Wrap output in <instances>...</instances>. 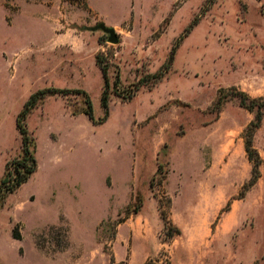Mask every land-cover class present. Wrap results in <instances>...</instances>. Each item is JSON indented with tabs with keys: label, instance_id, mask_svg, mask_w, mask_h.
Listing matches in <instances>:
<instances>
[{
	"label": "rangeland",
	"instance_id": "rangeland-1",
	"mask_svg": "<svg viewBox=\"0 0 264 264\" xmlns=\"http://www.w3.org/2000/svg\"><path fill=\"white\" fill-rule=\"evenodd\" d=\"M3 2L0 190L23 155L17 119L31 96L85 91L93 118L75 92L27 116L38 169L0 207V264H172L186 231L225 219L232 230L206 264H264V115L251 185L255 115L233 95L264 99V0ZM99 23L119 44L90 30Z\"/></svg>",
	"mask_w": 264,
	"mask_h": 264
},
{
	"label": "trees",
	"instance_id": "trees-1",
	"mask_svg": "<svg viewBox=\"0 0 264 264\" xmlns=\"http://www.w3.org/2000/svg\"><path fill=\"white\" fill-rule=\"evenodd\" d=\"M261 11L264 15V3L262 4ZM175 58V49L171 52L167 62L163 65L162 70L157 75V80L161 81L166 75H168L172 64ZM97 63L101 68V72L103 74L105 87L101 98V103L103 108L105 109V118L109 115V102H110V83L108 78V67L101 62L100 55L97 56ZM72 92L78 94H84L87 96V110L86 114L93 118V105L91 102L90 97L85 91L82 90H61V89H46L43 91H39L38 93L31 96L28 102L25 104L24 109L19 114L17 119V126L19 132L23 139V155L20 160H17L13 163L12 172H8L5 177L1 180V185L4 188L3 191L0 190V207L2 206L4 200L6 199L8 194H12L16 192L23 184H25L31 176L37 171L38 163L35 157L36 151V143L33 138H31L28 134L27 127L25 125V121L27 116L32 112V110L38 105V103L46 98V96H66ZM233 95L240 100V104L243 108L247 109L249 112L254 113L255 120L251 122L248 127L247 138L245 142L246 151L249 157V160L253 162V179L251 180L250 184L254 185L258 178V169L262 164V159L260 158L259 153L254 149L253 146V137L255 132L258 128H260L263 115H264V99L256 100L251 99L246 93L233 91ZM225 100V95L223 90L220 91V96L218 99V103L222 104ZM15 236V235H14ZM16 238L20 239L21 235L15 236Z\"/></svg>",
	"mask_w": 264,
	"mask_h": 264
},
{
	"label": "crops",
	"instance_id": "crops-1",
	"mask_svg": "<svg viewBox=\"0 0 264 264\" xmlns=\"http://www.w3.org/2000/svg\"><path fill=\"white\" fill-rule=\"evenodd\" d=\"M3 6L6 10L8 9L6 6V0H4ZM9 13L5 14L6 20ZM232 227L233 223H231V219L223 220L221 225L217 226L215 229L211 227L205 229L197 228L187 233L185 229L180 227L183 232L186 231V234L188 236L190 235L191 238L186 241H181L176 247L173 252L172 264H206L210 257L214 256V254H219V252L214 251L216 250L214 246L215 244L220 243V248H223L225 240L232 230ZM208 247H210V250L207 249ZM148 248L149 252L147 253L146 258L150 256V252H153L152 246H149Z\"/></svg>",
	"mask_w": 264,
	"mask_h": 264
},
{
	"label": "water",
	"instance_id": "water-1",
	"mask_svg": "<svg viewBox=\"0 0 264 264\" xmlns=\"http://www.w3.org/2000/svg\"><path fill=\"white\" fill-rule=\"evenodd\" d=\"M91 31H102L104 34L108 35V42L111 44H119L120 39L113 27H108L105 23H99L95 27L90 29Z\"/></svg>",
	"mask_w": 264,
	"mask_h": 264
}]
</instances>
